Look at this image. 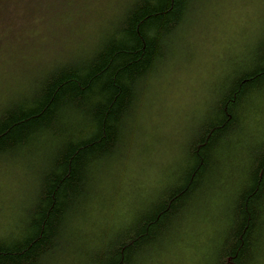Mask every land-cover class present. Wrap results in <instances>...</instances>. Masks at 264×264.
Returning a JSON list of instances; mask_svg holds the SVG:
<instances>
[{
    "label": "trees",
    "instance_id": "obj_1",
    "mask_svg": "<svg viewBox=\"0 0 264 264\" xmlns=\"http://www.w3.org/2000/svg\"><path fill=\"white\" fill-rule=\"evenodd\" d=\"M214 1L0 0V264H264V3L180 132L138 125Z\"/></svg>",
    "mask_w": 264,
    "mask_h": 264
},
{
    "label": "rangeland",
    "instance_id": "obj_2",
    "mask_svg": "<svg viewBox=\"0 0 264 264\" xmlns=\"http://www.w3.org/2000/svg\"><path fill=\"white\" fill-rule=\"evenodd\" d=\"M255 1L257 2V0ZM209 9L210 15H204L206 22L199 30H196L197 35L193 42L191 41L193 51L187 47L190 53L188 54L187 51V55L193 58L191 57L188 65L184 62L180 65L187 72L178 68L174 74L169 75L166 82L156 85L154 91L156 94L153 96V100H149L151 101L150 110L144 111L143 118L138 122L141 132L144 131L143 135L148 134L154 138L165 135L171 137L175 132L181 131L182 117L191 111L194 104H197L204 95L201 85L211 80L213 70L218 68L217 64L226 54H233V51L238 50L240 37H245L246 33L252 31V26L257 21L256 16L262 11V7L254 3L253 0H215ZM212 13L213 16H211ZM167 84L170 85L167 86ZM151 115L157 116L152 119ZM164 117L166 118L164 119ZM136 133L138 132L136 131ZM129 152L134 155L137 153ZM154 162L156 163V161ZM146 163L149 164L146 165ZM122 165L120 168L124 166ZM125 165L129 167V172L125 171L123 175L119 174V177L127 176L125 178L128 179L127 183L130 182V176L136 180L140 178L141 181H146V178L151 177L155 171L150 161L138 159L137 155L133 156V159L127 161ZM139 168H145L147 172H141L138 170ZM118 170L120 169L118 168ZM136 172L146 173L147 177H137L135 176ZM148 180L150 181V179ZM1 182L0 179V194L3 193L2 188H4ZM129 188L132 189L133 186L129 185Z\"/></svg>",
    "mask_w": 264,
    "mask_h": 264
},
{
    "label": "snow or ice",
    "instance_id": "obj_3",
    "mask_svg": "<svg viewBox=\"0 0 264 264\" xmlns=\"http://www.w3.org/2000/svg\"><path fill=\"white\" fill-rule=\"evenodd\" d=\"M261 2L264 3V0H261ZM261 47L264 48V36L261 38ZM2 94V87H0V97H2ZM249 103L252 104L254 108L258 109L260 115L264 117V88L259 92L258 98L256 94H253L249 98ZM0 152H2V150H0Z\"/></svg>",
    "mask_w": 264,
    "mask_h": 264
}]
</instances>
